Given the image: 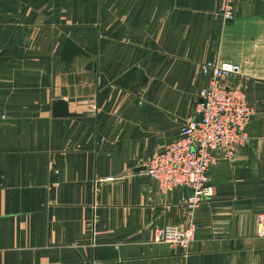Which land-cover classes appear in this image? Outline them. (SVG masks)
Instances as JSON below:
<instances>
[{
  "label": "crops",
  "instance_id": "1",
  "mask_svg": "<svg viewBox=\"0 0 264 264\" xmlns=\"http://www.w3.org/2000/svg\"><path fill=\"white\" fill-rule=\"evenodd\" d=\"M65 38L88 57L64 67ZM205 60L239 64L221 80L253 113L233 157L216 154L182 249L151 232L185 224L186 189L141 166L198 116ZM56 97L72 113L54 115ZM259 212L264 0H235L229 20L218 0H0V264H264Z\"/></svg>",
  "mask_w": 264,
  "mask_h": 264
},
{
  "label": "built area",
  "instance_id": "2",
  "mask_svg": "<svg viewBox=\"0 0 264 264\" xmlns=\"http://www.w3.org/2000/svg\"><path fill=\"white\" fill-rule=\"evenodd\" d=\"M235 0H218L223 20L233 16ZM204 83L197 88L198 100L193 111L179 124L176 136L154 151L144 163V173L159 190L183 187V226L161 224L152 227L151 238L185 249L195 229L193 211L200 200L212 194L208 170L216 154L232 158L237 147L247 139L246 124L253 113L244 89L238 84H224L222 78L237 74L240 66L228 60L199 63ZM257 233H264V213L256 215Z\"/></svg>",
  "mask_w": 264,
  "mask_h": 264
},
{
  "label": "water",
  "instance_id": "3",
  "mask_svg": "<svg viewBox=\"0 0 264 264\" xmlns=\"http://www.w3.org/2000/svg\"><path fill=\"white\" fill-rule=\"evenodd\" d=\"M79 54L88 57L87 53H85L76 43H74L69 38H65L59 50L57 59L63 61L64 67H66L73 58V56ZM88 63L91 64V61H89ZM52 113L54 115H65L70 114L72 112L67 111L66 102L64 100L56 97L52 100Z\"/></svg>",
  "mask_w": 264,
  "mask_h": 264
}]
</instances>
